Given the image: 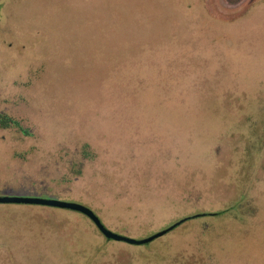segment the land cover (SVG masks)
<instances>
[{
    "label": "rangeland",
    "instance_id": "obj_1",
    "mask_svg": "<svg viewBox=\"0 0 264 264\" xmlns=\"http://www.w3.org/2000/svg\"><path fill=\"white\" fill-rule=\"evenodd\" d=\"M6 197L167 232L0 203V264H264V0H0Z\"/></svg>",
    "mask_w": 264,
    "mask_h": 264
},
{
    "label": "water",
    "instance_id": "obj_2",
    "mask_svg": "<svg viewBox=\"0 0 264 264\" xmlns=\"http://www.w3.org/2000/svg\"><path fill=\"white\" fill-rule=\"evenodd\" d=\"M0 203H31V204H42V205H48V206H55V207H61V208H68L76 211H80L83 214H85L99 229V231L106 236L107 238H111L114 240H119V241H126L131 244H143L149 241H152L153 239L162 236L164 233L167 231L161 232L147 240L144 241H134L130 240L124 237H121L119 235H116L109 230H107L104 225L101 223V221L98 219V217L88 208L77 205V204H72V203H65V202H60L57 200H46V199H37V198H25V197H6V198H0ZM181 223V222H180ZM175 226L171 227L169 230L173 229ZM168 230V231H169Z\"/></svg>",
    "mask_w": 264,
    "mask_h": 264
},
{
    "label": "trees",
    "instance_id": "obj_3",
    "mask_svg": "<svg viewBox=\"0 0 264 264\" xmlns=\"http://www.w3.org/2000/svg\"><path fill=\"white\" fill-rule=\"evenodd\" d=\"M9 122H12V121H9ZM183 221H185V220H183ZM183 221H182V222H183ZM182 222H181V223H182Z\"/></svg>",
    "mask_w": 264,
    "mask_h": 264
}]
</instances>
